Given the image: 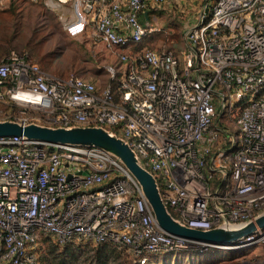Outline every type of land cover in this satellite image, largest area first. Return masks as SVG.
<instances>
[{
  "label": "built area",
  "instance_id": "built-area-1",
  "mask_svg": "<svg viewBox=\"0 0 264 264\" xmlns=\"http://www.w3.org/2000/svg\"><path fill=\"white\" fill-rule=\"evenodd\" d=\"M150 7L81 0L93 41L115 57L103 86L50 74L26 50L10 49L0 57V119L35 110L40 124L107 129L152 173L184 226L254 219L264 210V0H205L178 52L139 46L154 29L140 20ZM258 233L237 247L257 242L264 252ZM43 234L109 242L132 264L193 244L158 227L140 185L111 154L0 137V264H38Z\"/></svg>",
  "mask_w": 264,
  "mask_h": 264
},
{
  "label": "rangeland",
  "instance_id": "rangeland-1",
  "mask_svg": "<svg viewBox=\"0 0 264 264\" xmlns=\"http://www.w3.org/2000/svg\"><path fill=\"white\" fill-rule=\"evenodd\" d=\"M205 0H152L149 24L153 31L144 47L178 52L184 47L182 34L192 25ZM57 0H0V55L9 49L26 50L48 73L56 76L78 74L103 86L109 81L108 66L115 57L91 37L92 26L85 22L81 0H69L54 7ZM60 7V8H59ZM41 112L15 111L8 120L32 117ZM90 240L59 243L43 234L37 245L38 264H132L126 250L114 244ZM111 251V253L109 252ZM109 252V253H108ZM146 264H264L260 244L245 247H205L191 244L185 249L151 255Z\"/></svg>",
  "mask_w": 264,
  "mask_h": 264
},
{
  "label": "water",
  "instance_id": "water-1",
  "mask_svg": "<svg viewBox=\"0 0 264 264\" xmlns=\"http://www.w3.org/2000/svg\"><path fill=\"white\" fill-rule=\"evenodd\" d=\"M12 136L49 145L94 147L111 154L140 185L158 227L194 244L218 248L237 247L250 235L254 234V239H257L260 234L256 233L264 230V210L244 223L219 224L207 230L182 225L167 211L154 176L140 165L128 143L101 126H50L37 122L0 119V137Z\"/></svg>",
  "mask_w": 264,
  "mask_h": 264
},
{
  "label": "crops",
  "instance_id": "crops-1",
  "mask_svg": "<svg viewBox=\"0 0 264 264\" xmlns=\"http://www.w3.org/2000/svg\"><path fill=\"white\" fill-rule=\"evenodd\" d=\"M68 1L69 0H67V2H57V3H54V4H52L54 7H56V8H58V6H60V7H62L63 6V4L64 3H68ZM51 3V2H50ZM59 7V8H60ZM62 8H64V7H62ZM140 19H142V22L143 23H148L149 22V18L147 17V13L146 14H142L141 16H140ZM147 39V38H146ZM145 39V40H146ZM145 40L141 43V44H139V46H143L144 44V42H145ZM1 56V55H0Z\"/></svg>",
  "mask_w": 264,
  "mask_h": 264
},
{
  "label": "trees",
  "instance_id": "trees-1",
  "mask_svg": "<svg viewBox=\"0 0 264 264\" xmlns=\"http://www.w3.org/2000/svg\"><path fill=\"white\" fill-rule=\"evenodd\" d=\"M151 13H152V10L151 9H149L148 11H147V17L148 18H150V15H151ZM141 21H142V19H140ZM10 50V49H9ZM9 50L6 52V53H8L9 52ZM5 53V54H6ZM5 54H3V55H5ZM3 55H1L0 57H2ZM41 239V238H40ZM67 243V242H66ZM99 244V246H98V249L100 250V251H102L103 249H104V245H106V244H110L109 242H101V243H98ZM110 253H111V251H109ZM108 252V253H109Z\"/></svg>",
  "mask_w": 264,
  "mask_h": 264
},
{
  "label": "bare ground",
  "instance_id": "bare-ground-1",
  "mask_svg": "<svg viewBox=\"0 0 264 264\" xmlns=\"http://www.w3.org/2000/svg\"><path fill=\"white\" fill-rule=\"evenodd\" d=\"M52 4H54L53 2H51Z\"/></svg>",
  "mask_w": 264,
  "mask_h": 264
}]
</instances>
